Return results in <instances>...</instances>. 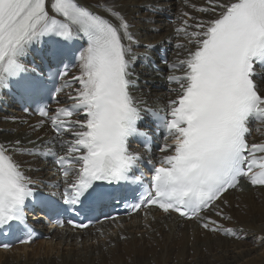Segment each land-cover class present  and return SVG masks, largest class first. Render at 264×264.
Instances as JSON below:
<instances>
[{"label": "snow or ice", "instance_id": "1", "mask_svg": "<svg viewBox=\"0 0 264 264\" xmlns=\"http://www.w3.org/2000/svg\"><path fill=\"white\" fill-rule=\"evenodd\" d=\"M95 7L118 23L79 0H0V89H15L28 104L25 113L36 106L41 119L29 125L33 132L50 126L54 133L50 139L28 140L30 146L21 139L0 142V227L26 224L25 209L35 193V181L18 154L55 159L66 179L62 200L70 209L111 200L113 184L124 189L144 185V158L129 150L128 141L147 137L137 125L142 112H148L174 139L162 148L171 154L158 165L148 161L150 185L140 202L130 205L132 211L158 205L166 213L207 221L201 225L204 229L233 235V229L202 213L219 209L220 201L227 204L224 194L239 187L241 178L264 186V144L250 145L246 139L251 120L264 122V0H207V6L198 9L207 19L190 17L196 22L185 20L177 29L190 47L184 59L167 65L181 74L168 77L178 89H171L177 95L168 101L166 116L142 107L131 94L136 54L130 23L110 5ZM77 40H86L76 56L78 75H71L67 64L49 67L45 74L24 62L33 50L47 45V55L59 65ZM257 64L262 71L256 70ZM76 83L79 87L67 94L70 103L59 104L57 94ZM49 98L59 104L54 111L44 103ZM81 114L84 119L77 118ZM68 135L73 139H64ZM54 141L66 149L64 155L47 147ZM149 148L146 143L145 150ZM137 171L141 174L135 175ZM70 175L74 180L68 183Z\"/></svg>", "mask_w": 264, "mask_h": 264}, {"label": "bare ground", "instance_id": "2", "mask_svg": "<svg viewBox=\"0 0 264 264\" xmlns=\"http://www.w3.org/2000/svg\"><path fill=\"white\" fill-rule=\"evenodd\" d=\"M79 3L92 7L113 23H118L117 19L95 5H110L127 19L134 35L132 49L136 54L131 68L136 87L130 90L131 94L142 102L141 106L166 109L167 101L177 95L171 89H178V85L167 82L169 73L165 65L159 63V70H152L143 64L144 58L140 56L148 51L147 45L156 48L163 45L168 50L170 62L184 59L190 45L183 32L177 29L183 27L185 20L196 22L190 17L207 19L206 14L198 11L207 6V0H79ZM147 8L168 12L174 21L170 23L164 17L149 15ZM184 12L189 16H184ZM78 73L79 63L72 75ZM170 73L181 74L177 70ZM77 87L78 83L72 89ZM260 90L264 95V81L260 82ZM5 117L10 119L5 120ZM25 120L27 124L23 123ZM34 121L37 119L23 115L17 105L5 106L0 112V142L21 139L24 146H30L28 140L35 141L37 136L43 139L53 136L48 126L33 132L29 125L37 124ZM250 138L251 141L264 140V122L251 126ZM64 139L73 138L68 135ZM47 147L61 150L57 143ZM65 152L66 149L62 150L63 154ZM16 158L35 182H66L64 176L38 159L19 154ZM51 191L56 192V189ZM223 199L228 203L220 201L219 209L206 210L202 216L217 221L224 229H233V235L204 229L201 225L207 221L184 220L172 213L148 209L145 215L137 213L103 221L82 231L46 229L51 234L49 240L0 250V264H264V187L240 184L225 193ZM217 210H222L223 215L218 216Z\"/></svg>", "mask_w": 264, "mask_h": 264}, {"label": "rangeland", "instance_id": "3", "mask_svg": "<svg viewBox=\"0 0 264 264\" xmlns=\"http://www.w3.org/2000/svg\"><path fill=\"white\" fill-rule=\"evenodd\" d=\"M146 10V9H145ZM146 12H147V14H149V15H151L152 13H150L149 11H147L146 10ZM153 15V14H152ZM249 238V237H248ZM248 238H246V240H249ZM245 240V239H244ZM34 246H37V244H34Z\"/></svg>", "mask_w": 264, "mask_h": 264}]
</instances>
